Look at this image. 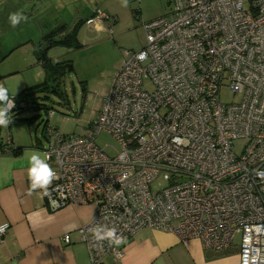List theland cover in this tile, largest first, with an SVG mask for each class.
<instances>
[{
    "label": "built area",
    "instance_id": "2783aa9c",
    "mask_svg": "<svg viewBox=\"0 0 264 264\" xmlns=\"http://www.w3.org/2000/svg\"><path fill=\"white\" fill-rule=\"evenodd\" d=\"M169 2L170 16L144 24V46L124 51L87 132L45 126L60 206L44 199L49 210L94 207L78 228L90 264L123 254L93 239L97 224L126 239L152 228L215 249L239 234L238 264H264V0ZM115 22L100 8L84 21L109 35ZM224 85L237 101L221 100ZM102 132L110 152L96 143Z\"/></svg>",
    "mask_w": 264,
    "mask_h": 264
},
{
    "label": "rangeland",
    "instance_id": "374dc122",
    "mask_svg": "<svg viewBox=\"0 0 264 264\" xmlns=\"http://www.w3.org/2000/svg\"><path fill=\"white\" fill-rule=\"evenodd\" d=\"M49 2L56 8L50 14L53 19L63 20L76 13L80 18L89 9L100 7L117 18L116 24L112 26L113 34H90L87 31L89 29L82 27L78 32L79 47L69 49L61 45L57 47L58 50L55 49L59 51V61H71L66 66L56 91L50 92L48 90L52 88H49L32 92L31 89L44 80L42 67L36 61L34 53V42L39 35L37 30L39 26L49 27L54 22L49 20L50 15L41 13L33 17L30 23L12 28L8 18L3 16V21L0 22V86L8 90L9 96L26 103L27 107L17 112L16 116L28 120L12 124L9 128H0L1 141H6L9 136L15 137L14 135L21 138H27L28 134L40 137L46 120L67 136L86 133L94 119L92 111L99 109L103 100L100 90L108 87L116 65L124 59V51L138 50L144 46L146 22L172 13L169 0H128L127 7L121 6V0ZM1 12L3 13L0 9ZM110 23L109 20L105 21L106 25ZM24 28H30L31 31L26 32ZM85 32L89 34L87 37L83 35ZM220 97L223 102L238 100V95L233 94L226 85L222 86ZM44 105L53 110L52 115L48 116ZM96 143L110 152L114 141L106 132H102L96 138ZM235 151L238 152L239 149ZM239 241L240 235L236 234L234 242Z\"/></svg>",
    "mask_w": 264,
    "mask_h": 264
},
{
    "label": "crops",
    "instance_id": "0c3cea01",
    "mask_svg": "<svg viewBox=\"0 0 264 264\" xmlns=\"http://www.w3.org/2000/svg\"><path fill=\"white\" fill-rule=\"evenodd\" d=\"M96 8L89 9L80 18L76 13L63 20L53 19L50 15L56 8L49 0H0V9L3 11L0 13V22L3 21V16L8 18L9 13L18 10L23 11L28 17L20 26L30 23L33 17L41 13L50 15L49 20H53L54 25L38 27L39 35L34 42L35 49L36 43L44 45L43 37L46 34L54 31L55 37L64 34L78 20L84 21L89 17ZM82 27L89 29L87 31H90V34L103 32L88 28L85 23L80 29ZM24 30L31 31L30 28ZM83 35L87 37L89 34L85 32ZM29 40H32L31 37ZM59 46L61 45H53L48 49L47 55L51 59L58 60ZM121 62L116 65L108 87L100 90L101 98L108 92L113 75ZM98 110L96 108L92 111L93 118ZM14 136H9L6 141L0 140L2 145H7L6 150L0 153V225L8 224L6 232L0 239V264H90L88 250L80 239L78 228L91 219L94 207L90 204H71L57 210H49L44 198L40 199L35 193L29 195L28 165L23 153L26 149L44 152L47 138L31 134H28L27 138ZM9 141L13 148H21L18 154L8 149ZM64 234L69 235V243L62 240ZM122 249L123 254L120 258L107 255L98 264H238L239 262V242H232L223 249H215L203 246L196 237L180 239L172 232L152 228L138 230L125 240Z\"/></svg>",
    "mask_w": 264,
    "mask_h": 264
},
{
    "label": "clouds",
    "instance_id": "9594fccd",
    "mask_svg": "<svg viewBox=\"0 0 264 264\" xmlns=\"http://www.w3.org/2000/svg\"><path fill=\"white\" fill-rule=\"evenodd\" d=\"M128 0H121V6L127 7ZM28 17L23 11L11 12L8 15V21L12 28L18 27L22 22H26ZM85 21V20H84ZM15 107L14 99L8 95V90L0 86V128H7L13 123L10 116L12 109ZM23 158L27 162V176L29 180L28 194H37L40 199L49 197L50 205L58 208L59 202L51 198L50 188L53 181L58 178L57 172L49 163L51 157L47 152L37 149H26ZM123 159V156L120 157ZM8 225H0V233L7 229ZM93 239L98 243L107 241L111 247H120L125 243L126 238L120 235L115 227L99 225L92 230Z\"/></svg>",
    "mask_w": 264,
    "mask_h": 264
},
{
    "label": "trees",
    "instance_id": "16d2710c",
    "mask_svg": "<svg viewBox=\"0 0 264 264\" xmlns=\"http://www.w3.org/2000/svg\"><path fill=\"white\" fill-rule=\"evenodd\" d=\"M84 21L82 20H78L71 28L69 31L65 32L64 34L55 37V31L46 34L43 37V42L44 45L42 46V43H37L35 46L36 48L34 49V53L36 56V59L38 61V63L40 64V66L42 67L43 73H44V80L40 83H38L35 87H33L31 89V91H36L38 89H49L48 91H56V88L59 85V82L62 80V74L64 73V71L66 70V66L69 64V60H65V61H57V60H53L51 59L48 55H47V51L48 49L53 46V45H63L66 46L68 48H77L80 46L79 40H78V32L79 29L81 27V25H83ZM29 90V89H28ZM30 91V90H29ZM25 92H27L25 90ZM24 92V94H26ZM15 98V97H14ZM15 107L12 109L10 116L13 119V123L12 124H17V123H22L23 121H27V118H18L16 116L17 112L25 109L26 103L23 102V100H18V98H15ZM44 110L46 111V113L48 112V110H51L50 108H48L47 106L44 105ZM48 120H46L43 131H42V135L44 136V131H45V126L47 125ZM10 124V125H12ZM10 125L8 126V128L10 127ZM53 127V126H52ZM3 143H0V153L4 151L5 147H7V145H2ZM9 145L10 147H8L9 150H13V152L15 154H18L21 150V148L17 147V148H13V146L11 145V141H9Z\"/></svg>",
    "mask_w": 264,
    "mask_h": 264
}]
</instances>
